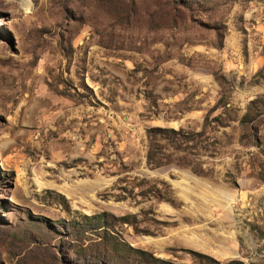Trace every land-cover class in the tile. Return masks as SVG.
Returning <instances> with one entry per match:
<instances>
[{"label":"rangeland","instance_id":"obj_1","mask_svg":"<svg viewBox=\"0 0 264 264\" xmlns=\"http://www.w3.org/2000/svg\"><path fill=\"white\" fill-rule=\"evenodd\" d=\"M73 219L75 264H264V0H0V264Z\"/></svg>","mask_w":264,"mask_h":264},{"label":"trees","instance_id":"obj_2","mask_svg":"<svg viewBox=\"0 0 264 264\" xmlns=\"http://www.w3.org/2000/svg\"><path fill=\"white\" fill-rule=\"evenodd\" d=\"M261 100H253L251 102V105L249 106V111L244 115L243 117V123H246V119L249 117L250 115V111H252V108L254 105H256L257 103H261ZM163 131V130H170L171 132H175V130L173 129H163L160 127H151L149 128L148 132L150 136H153L156 134V131ZM155 146L154 144L151 142V146L149 149V153H148V160L150 163H154V164H161L157 161L156 159V153H155ZM103 215H93V216H88V215H84V219L91 221V220H96V221H101L102 220ZM65 222V235H62L61 237V244L56 245V243H52V242H42L39 241L35 238H28V239H23L22 241H24V243H21V245H19L18 243L15 244L16 242H14L17 238H21L18 234H16L14 232L11 234H7L11 239V248L16 250L18 253L23 251V250H31L34 251L30 258H25V259H21L22 262H24L23 264H75V261L70 258L73 252V247H69L67 248L64 245V242L66 240H72L71 237L72 236H76L77 234L83 235L82 232L78 233V230H74V228H77L78 226V220L77 219H73V220H69V221H64ZM86 222V221H85ZM83 224H85L83 222ZM87 224V223H86ZM102 226H96V229L101 228ZM62 228V227H61ZM73 229V231H71ZM53 232L58 234V229L55 227L52 229ZM90 232H92V234L94 233V227L90 228ZM101 233H96V237L91 238L89 240V242L85 245L87 252H91L92 256L94 258L98 257V254H109V252L115 250V251H119V248H130L129 245H127V243L123 242L122 240H116V246L115 248H113L110 243H109V234L105 233L104 236L100 235ZM95 235V234H93ZM20 241V240H19ZM64 241V242H63ZM76 241V240H73ZM73 242H71L72 245ZM90 243H94L93 246L90 245ZM100 245L97 248V244ZM12 245H15L17 248H13ZM95 245V246H94ZM84 247V248H85ZM83 250V252L85 253V250Z\"/></svg>","mask_w":264,"mask_h":264}]
</instances>
